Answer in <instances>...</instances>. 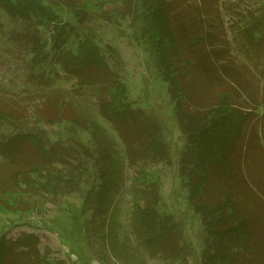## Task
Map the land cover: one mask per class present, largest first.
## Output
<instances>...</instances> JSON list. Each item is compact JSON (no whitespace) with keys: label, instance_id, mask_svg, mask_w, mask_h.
<instances>
[{"label":"trees","instance_id":"obj_1","mask_svg":"<svg viewBox=\"0 0 264 264\" xmlns=\"http://www.w3.org/2000/svg\"><path fill=\"white\" fill-rule=\"evenodd\" d=\"M172 2L174 0H133L134 13L130 16L137 19L140 39L152 53L155 66L167 84L175 117L184 136L178 173L186 189L187 203L202 228L196 254L198 264H264V216H261L264 215L261 214L264 199L253 191L237 163L238 147L259 103L252 110L243 105L240 107L225 91L218 93V102L213 105L186 108L190 93L184 78L189 83L197 74L208 78L205 73L210 72L218 79L221 71L233 78V70L225 62L218 63L221 49L212 47L213 35L207 31L208 18L197 11V22L193 19L192 23L198 24L193 28L186 23L187 11L170 13ZM64 4L75 20L63 18L65 13L51 0H0V16L5 13L25 27L14 36L22 38L27 32L25 39L29 42L31 72L26 80L33 85L40 83V90L36 92L51 86L49 80L52 82L54 77L45 75L44 70L49 64H58L65 76L76 80L71 91L79 93L74 96L97 89H102L103 95L94 110H75L76 117L66 118L61 112L71 107V96L51 93L50 97L46 96L44 106H52L60 113L42 115L39 111L42 108L33 105L35 124L32 126L26 124L27 118L22 119V113L0 108V213L13 212L10 202L20 203L15 198L20 194L23 198L24 193L30 192L28 189L41 188L54 195H62L64 191L80 192L83 210L91 211V227H86V235L88 239L98 238L99 248L94 252L104 253L122 264H144V258L138 256L129 237L125 236L124 241L120 238L113 209L115 194L124 183L123 159L118 155L117 141L99 122L102 118L120 139L128 163L139 173L131 183L134 194L129 225L137 244L151 254L183 260L184 247L180 243L182 235L178 222L170 214L160 211L159 182L153 176H146L144 170V163L150 160H166V142L144 112L129 101L126 86L110 69L96 35L83 33V27L92 17L88 2ZM203 6L200 4L199 8L203 10ZM255 16H248L247 25L242 29L247 45L254 48L264 45V13ZM41 29H46L50 37H43ZM206 41L211 46L209 49ZM257 50L261 48L257 47ZM39 68L42 71L39 72ZM235 82L244 87L241 82ZM61 122L68 124L66 131L57 129L55 136L41 126ZM138 131H144L148 140H139ZM82 133L90 136L89 145L81 141ZM26 145L35 153L30 161H23ZM246 152L248 155V149ZM89 164H92V170L87 167ZM57 165L62 170H56ZM88 176L91 183L84 190L82 186L87 184L84 178ZM216 176L229 183V189H237L241 198L238 199L232 190L224 189L219 200H207V189ZM38 244L39 239L34 233L23 232L14 239L0 233V264H63V261L42 255Z\"/></svg>","mask_w":264,"mask_h":264},{"label":"rangeland","instance_id":"obj_2","mask_svg":"<svg viewBox=\"0 0 264 264\" xmlns=\"http://www.w3.org/2000/svg\"><path fill=\"white\" fill-rule=\"evenodd\" d=\"M51 1L58 10L65 13L63 18L69 20H75V18L64 2L71 5L80 1L88 2L92 17L83 27V33L92 32L96 35L110 69L126 86L129 101L134 107L144 112L166 142V160H150L144 163V170L146 176H153L159 182L160 211L170 214L178 222L182 235L180 243L184 247L183 260L181 258L167 259L166 256L151 254L137 244L129 225L134 194L131 183L136 176L139 177V173L134 165L128 163L125 149L109 123L102 118L99 119L109 135L117 141L116 149L123 159L124 183L120 191L115 194L113 209L121 241L128 236L129 243L137 249L138 256L144 258V264H198L196 254L200 246L202 228L187 203L186 189L178 173L179 159L184 151V136L175 117L167 84L162 80L155 66L152 53L140 39L139 28L136 25L137 19L130 16L134 13L133 0ZM200 4L203 6V0H174L170 5V13L187 11L186 23L193 28L198 23H192V21L194 19V22H197L199 12L208 18L207 31L213 35L212 47L221 49L219 51L221 60L218 63L225 62L233 70L232 77L237 82H241L244 87L239 86L233 78L221 70V77L218 79L213 78L210 72L205 73L208 78H205L204 74H197L196 78L189 80L191 81L189 83L186 78L183 79L190 93L185 105L187 109L208 107L218 102V93L225 91L233 96L234 102L240 107L243 105L252 110L253 106L259 103V106L253 110L252 120L245 128L244 140L238 147L237 153L240 157L237 163L241 165L242 173L251 183L253 191L264 199V45H255L256 49L249 47L242 31L247 25L248 16L256 15L257 17L264 13V0H205L203 10L199 8ZM0 20L2 23L0 26L1 109L22 113V119L27 118L26 124L30 126L35 124L33 105L42 108L39 109L42 115L55 116L60 113L52 106L48 108L44 106L46 96L50 97L51 93L71 96V107L61 112L66 118L76 117L75 110L86 108L94 110V105L103 95V90L97 89L92 93L86 91L85 94L74 96L79 93L71 91L76 80L65 76L58 64L53 66L49 64V67L44 70L45 75L54 77L52 82L51 79L49 80L51 86L43 92H36L40 90V83L33 85V82L26 80L31 72L29 42L25 39L27 32L22 31L25 35L21 36L22 38L14 36L25 27L21 25V21L12 19L5 13H1ZM41 35L50 37L46 29H41ZM16 38L19 40H15ZM205 44L208 45V42L206 41ZM208 46L207 49L211 47ZM256 46L261 50H257ZM194 63H196L195 60ZM184 70L189 73L187 69L184 68ZM38 71H42V68ZM51 73L53 75H50ZM110 85L111 83L109 87ZM104 91L108 93L106 89ZM107 96L109 97V94ZM53 99H56V96ZM67 125L61 122L59 125L41 126L55 136L57 129L60 132L66 131ZM79 134V132L76 134L78 138ZM137 135L139 140H148L144 131H138ZM89 137L87 133H82L80 139L89 145L90 143L87 142ZM75 146L73 144V147ZM134 147L139 146L134 145ZM22 157L23 161H30L34 159L35 153L26 145L23 147ZM87 167L92 170V164ZM54 168L62 170L59 165ZM84 179L87 184L82 187L86 190L91 183V178L88 176ZM229 188V183H226L222 177L216 176L215 182L212 180L207 189V200L212 202L219 200L224 189L232 190L237 198H241L237 189ZM28 190L30 192L24 193L23 198L21 194L15 198L19 199L20 203L10 202L13 212L0 213V233H6L13 239L23 232L34 233L39 239L38 246L41 254L50 260L63 261V264H122L113 258L106 257L104 253L94 252L99 248L98 238L92 236L88 239L86 235V227H91V211L83 210V196L80 192L64 191L62 195H54L41 188Z\"/></svg>","mask_w":264,"mask_h":264}]
</instances>
